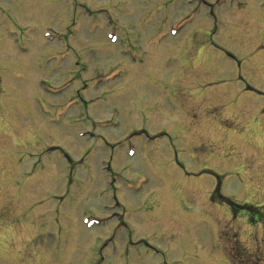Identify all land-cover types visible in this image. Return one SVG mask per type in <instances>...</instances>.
Segmentation results:
<instances>
[{
  "label": "rangeland",
  "instance_id": "obj_1",
  "mask_svg": "<svg viewBox=\"0 0 264 264\" xmlns=\"http://www.w3.org/2000/svg\"><path fill=\"white\" fill-rule=\"evenodd\" d=\"M204 1L0 0V264H264V0Z\"/></svg>",
  "mask_w": 264,
  "mask_h": 264
},
{
  "label": "flooded vegetation",
  "instance_id": "obj_2",
  "mask_svg": "<svg viewBox=\"0 0 264 264\" xmlns=\"http://www.w3.org/2000/svg\"><path fill=\"white\" fill-rule=\"evenodd\" d=\"M259 28H261V30L260 31H264V27H259ZM254 31H256V29H254ZM239 80L240 81H244V78L240 75L239 76ZM250 85H248L247 83H245V88L247 89V90H251V91H253L252 89H251V87H249ZM149 138V137H148ZM150 139H151V137H150ZM223 182H224V180L222 179V177H217V180L215 181V184L217 183V192L216 193H212V198H213V204H216V205H218L219 206V208L218 207H214L217 211H220L221 210V212L224 214V215H227L228 214V212L229 213H231L232 214V212H231V203H230V201H227L225 198L223 199V196H225L222 192H221V190L219 191L218 189H219V187L223 184ZM214 184V185H215ZM210 196V195H209ZM234 207H235V209L236 208H240L241 210H247V207L245 206V205H239V204H234ZM243 212V211H242ZM248 212V211H247ZM238 214H241V215H243L242 213H238ZM249 217V215L248 216H246L245 215V218L247 219ZM225 226V225H224Z\"/></svg>",
  "mask_w": 264,
  "mask_h": 264
}]
</instances>
